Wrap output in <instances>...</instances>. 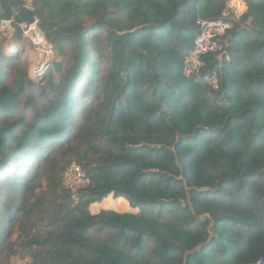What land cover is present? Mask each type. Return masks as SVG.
<instances>
[{
  "label": "trees",
  "instance_id": "1",
  "mask_svg": "<svg viewBox=\"0 0 264 264\" xmlns=\"http://www.w3.org/2000/svg\"><path fill=\"white\" fill-rule=\"evenodd\" d=\"M225 1L0 0L16 39L36 17L63 58L37 85L0 50V264H264V0H244L229 61L181 74ZM110 195L138 213H89Z\"/></svg>",
  "mask_w": 264,
  "mask_h": 264
},
{
  "label": "built area",
  "instance_id": "2",
  "mask_svg": "<svg viewBox=\"0 0 264 264\" xmlns=\"http://www.w3.org/2000/svg\"><path fill=\"white\" fill-rule=\"evenodd\" d=\"M247 10L248 8L244 0H226L224 8L218 19H198L196 21L198 33L193 38L190 51L182 61L181 74L185 79L196 80L199 78L205 65L204 59L208 56H216L223 51L225 46L224 38H226V35L233 30L235 23L240 21V19L246 14ZM14 20L15 12H13L11 17L6 19V21H3L0 18V39L5 36L8 40L12 41L14 33ZM18 26L22 34L27 53L30 51L32 54L34 53L32 48H30L31 43H33V45H37L39 51V45L35 41L38 36H40L43 40V44H46L48 50L53 53L51 47H48L45 33L40 26L38 18L34 17L31 22H23ZM16 46L17 45L15 43L14 47ZM52 58L53 54L52 57L47 59L46 63L43 64L44 66H41V69L47 64H51L52 61L50 62V60ZM41 69L34 74L32 73L33 78L38 77ZM207 84L213 91H217L219 89L218 79L215 74L208 78ZM61 184L64 190L69 193L71 203L73 205H77L78 192L90 186V178L78 165L71 164L62 173Z\"/></svg>",
  "mask_w": 264,
  "mask_h": 264
},
{
  "label": "rangeland",
  "instance_id": "3",
  "mask_svg": "<svg viewBox=\"0 0 264 264\" xmlns=\"http://www.w3.org/2000/svg\"><path fill=\"white\" fill-rule=\"evenodd\" d=\"M22 1L25 4L24 7H30V5L33 3V0H22ZM247 12H248V10H247ZM1 19L3 21H6V19H3V18H1ZM93 22H94V20H92V19H86L85 25L92 24ZM13 29H14V27H13ZM102 35H103V33H102ZM230 36H231V34H227L226 38H224L225 39V41H224L225 42L224 49H223V51L221 53H219L218 55H216V61L219 64L225 63L226 61H229L231 59L230 56H229V53H228V49H229V46H230L229 45L228 38L230 39ZM45 38H46V42L48 44V47H51V50L53 52L52 53L53 54V58L50 60V62L52 61L50 65L56 64V63H61V61L63 60V58H62L61 55H59L58 51L56 50L55 44H53V42L51 41V39H48L47 38V34L46 33H45ZM7 41H8V38L5 37V36L3 38L1 37V39H0V50L3 51V53H6L7 52V48H6V42ZM12 41H13V44L14 45L16 43L17 46L14 47V49L18 47V50H19L18 51V55H19L18 57L26 65V68H27V71H28V77H29L30 80H32V78H33V75H32L33 68H32V66H33V62H34V59H35V53H37V51H38L37 45H33V43H31L30 44V48H32V50H33L34 53L32 54L31 51L27 53L25 44L23 42L22 34H21V38H19V40L16 39L15 38V30H14V33H13ZM27 43H30V42H27ZM51 57H52V55H51ZM55 77L58 78L59 77V74H56ZM45 82H46V77H45ZM45 82L42 83V84L41 83L40 84H37L36 83V84L37 85H44ZM240 82H242V80H240ZM205 86H206V88L208 90H212V89L209 88V86L207 84V81L205 82ZM35 165H36V162H33L31 164V168L34 169ZM42 184H43V188L41 189V191H45V183L43 182ZM39 192H40L39 190H37L35 192V194L33 195V198L31 199L30 203L33 204V201H34V199L36 197H38ZM49 196H50V194H49ZM107 198L104 199L99 204L90 205L89 208H88L89 213L91 215H97V214H99L102 211H111V212H114V213H117V214H124V213H133V214H135V213H138V210L137 209H132L130 206H129V209H126V210L117 208L118 205L116 204V202L115 201H108ZM47 213H48V215L45 216V220L42 221V225L44 224V227H46V228H47L46 225H48V222L51 221L50 220L51 218L49 217L50 212L48 211V209H47ZM34 214L35 215H39V213L37 211ZM202 217H205V216H202ZM38 226H39V224H36V226L32 229V233H36L38 231V229H42L43 228V227L42 228H38ZM15 238H16V234L13 235V239H15ZM13 249L15 251H18L19 250L16 247H14ZM27 253L28 254H26V252H23L22 254L20 253V254H16V255H5V260H9L10 264H30L31 261H32L30 257L33 254H30L29 252H27Z\"/></svg>",
  "mask_w": 264,
  "mask_h": 264
},
{
  "label": "bare ground",
  "instance_id": "4",
  "mask_svg": "<svg viewBox=\"0 0 264 264\" xmlns=\"http://www.w3.org/2000/svg\"><path fill=\"white\" fill-rule=\"evenodd\" d=\"M35 41L39 45V51L35 54V59H34L33 66H32L33 74L39 71L41 69V66L43 67L44 66L43 64L46 63L47 59H50L52 55V53L49 52L48 48L46 47V44L45 43L43 44V40L40 38V36H38V38L35 39ZM6 48L8 51H11L14 49V44L11 40H8L6 42Z\"/></svg>",
  "mask_w": 264,
  "mask_h": 264
},
{
  "label": "water",
  "instance_id": "5",
  "mask_svg": "<svg viewBox=\"0 0 264 264\" xmlns=\"http://www.w3.org/2000/svg\"><path fill=\"white\" fill-rule=\"evenodd\" d=\"M5 10L0 6V17L5 15ZM18 47L15 48L14 50L7 51L5 54L8 58L10 59H17L18 58ZM50 64H47L40 72L37 78H32V81L37 83V84H42L45 82V77H46V72L47 69L49 68Z\"/></svg>",
  "mask_w": 264,
  "mask_h": 264
},
{
  "label": "crops",
  "instance_id": "6",
  "mask_svg": "<svg viewBox=\"0 0 264 264\" xmlns=\"http://www.w3.org/2000/svg\"><path fill=\"white\" fill-rule=\"evenodd\" d=\"M248 13V12H247ZM246 13V14H247ZM249 21V20H248ZM247 24H249V22L247 23ZM110 198H112L111 196H108V198H107V200H109ZM106 200V201H107ZM118 200H120L119 202H121V204H120V209H123V210H126V209H129V205H128V203L124 200V199H122V198H119ZM116 202H118V201H116Z\"/></svg>",
  "mask_w": 264,
  "mask_h": 264
}]
</instances>
